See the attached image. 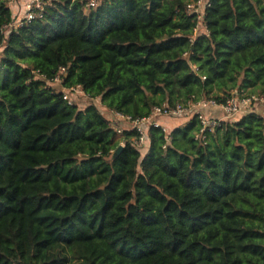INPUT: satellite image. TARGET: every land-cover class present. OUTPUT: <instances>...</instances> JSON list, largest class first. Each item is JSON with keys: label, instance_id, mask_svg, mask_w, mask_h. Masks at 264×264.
Segmentation results:
<instances>
[{"label": "trees", "instance_id": "16d2710c", "mask_svg": "<svg viewBox=\"0 0 264 264\" xmlns=\"http://www.w3.org/2000/svg\"><path fill=\"white\" fill-rule=\"evenodd\" d=\"M197 1L44 0L28 21L0 0V264H264L263 114L150 126L142 154L48 84L64 68L134 119L264 95V0H209L196 35Z\"/></svg>", "mask_w": 264, "mask_h": 264}, {"label": "built area", "instance_id": "2783aa9c", "mask_svg": "<svg viewBox=\"0 0 264 264\" xmlns=\"http://www.w3.org/2000/svg\"><path fill=\"white\" fill-rule=\"evenodd\" d=\"M28 3L24 5L25 8V19L28 21L37 17L43 10L44 0H27ZM88 5L90 7H95L97 5V0H89ZM209 6V0H198L197 2L191 3L187 6V11L189 13L197 14L198 24L195 29V34L199 33L201 28L202 33H206V27L203 24V16L205 8ZM20 23V22H19ZM21 24V23H20ZM19 25V24H18ZM65 73V69L62 68L59 74L54 78V80L48 82V84H60L62 83V74ZM63 99L68 102L69 105H76L74 96L79 93V91H84L80 86L71 88H62L59 90ZM84 95H86L84 93ZM87 96V95H86ZM88 97V96H87ZM89 98V97H88ZM96 100V99H94ZM264 106V95H249L239 97L237 94L231 96L226 100L225 103H217L212 99H201L195 103H189L184 105L178 103L175 106H169L167 103L153 107L152 112L149 116L142 118H132L130 116H125L120 113L113 112L120 120L124 123L129 124V129L136 131L138 133V147L144 146L148 142L147 130L150 126L161 127L166 134V128L163 127L160 122V117H191L197 114L198 119L201 123L200 135L206 132L213 131L220 124V119L208 117L205 110L210 108H221L227 115L229 120H235L239 115L243 113H249L254 110L257 106ZM128 129V130H129ZM118 134H121L124 130L117 128Z\"/></svg>", "mask_w": 264, "mask_h": 264}, {"label": "rangeland", "instance_id": "374dc122", "mask_svg": "<svg viewBox=\"0 0 264 264\" xmlns=\"http://www.w3.org/2000/svg\"><path fill=\"white\" fill-rule=\"evenodd\" d=\"M49 1V0H48ZM28 3L27 0H9V6L12 9L14 14H17L18 17H22L25 15V8L24 5ZM199 33L201 32V28L199 30ZM79 99V100H78ZM74 100L76 102V105L78 104L80 107L81 105L87 106L90 103H94L97 105V107L99 108V110L103 113V115L109 120L111 126L115 129L117 128H121V129H129V124L124 123L122 120H120L112 111L107 110L106 108H104L99 99L96 100H91L90 98H87L86 95H84V93L82 91H79V93H77L74 96ZM162 118H170L173 120H177V119H184L185 117H160ZM159 118V119H160ZM188 118V117H187ZM158 119V120H159ZM189 119V118H188ZM180 121V122H181ZM178 122V123H180ZM169 130V129H168ZM141 153H145V145L144 146H139Z\"/></svg>", "mask_w": 264, "mask_h": 264}, {"label": "crops", "instance_id": "0c3cea01", "mask_svg": "<svg viewBox=\"0 0 264 264\" xmlns=\"http://www.w3.org/2000/svg\"><path fill=\"white\" fill-rule=\"evenodd\" d=\"M19 20L15 21L13 24L16 26L17 23H18ZM56 90H61L62 89V86L60 84H53L52 85ZM87 97V96H86ZM88 98V97H87ZM79 100V99H78ZM78 105V104H77ZM79 106V105H78ZM85 106L84 105H81L80 108H84ZM253 112H256L258 114H263L264 115V106H257L254 108ZM205 113L207 114L208 117H214V118H217V119H220L221 121H225L227 120V115L226 113L221 109V108H210V109H207L205 110ZM189 118V117H188ZM187 117H185L184 119H177V120H173V119H170V118H160L159 119V122L160 124L166 128V131L168 133H170L174 128H176L177 126L185 123L187 120H188ZM181 121V122H180ZM180 122V123H178ZM169 129V130H168Z\"/></svg>", "mask_w": 264, "mask_h": 264}, {"label": "water", "instance_id": "95a60500", "mask_svg": "<svg viewBox=\"0 0 264 264\" xmlns=\"http://www.w3.org/2000/svg\"><path fill=\"white\" fill-rule=\"evenodd\" d=\"M123 149V146H119L118 149L114 152L113 156H112V159H115L119 154L120 152L122 151Z\"/></svg>", "mask_w": 264, "mask_h": 264}]
</instances>
